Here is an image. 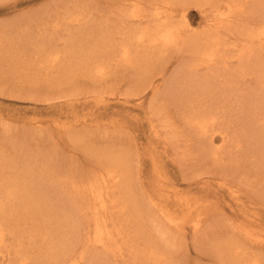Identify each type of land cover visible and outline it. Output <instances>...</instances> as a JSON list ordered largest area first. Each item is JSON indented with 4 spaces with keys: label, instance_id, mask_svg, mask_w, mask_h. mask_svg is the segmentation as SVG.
Here are the masks:
<instances>
[{
    "label": "rangeland",
    "instance_id": "1",
    "mask_svg": "<svg viewBox=\"0 0 264 264\" xmlns=\"http://www.w3.org/2000/svg\"><path fill=\"white\" fill-rule=\"evenodd\" d=\"M209 2L208 15L226 9L225 0ZM184 4L197 33L205 19L193 1ZM132 11L133 0H0V201L10 197L7 206L15 209L0 243L5 263L14 262L17 239L35 235L28 254L43 264L54 263L61 244L72 247L59 254L60 264H153L145 257L150 251L162 254V264H224L214 242L226 238L264 264V137L254 138L244 120L263 117L264 90L252 75L234 71L246 42L243 16L220 34L230 78L216 80L214 98L196 107L176 86L177 72L196 61L187 46L142 51L131 62L114 55L112 44L132 34ZM111 28L124 33L88 54L87 45ZM253 43L251 53L259 54ZM96 64L101 75L93 72ZM195 109L215 112V136L218 129L229 134L218 164L209 154L214 145L188 119L199 114ZM114 160L128 171L124 187L101 180ZM90 188L110 191L108 213L99 216L114 235L103 250L90 240L97 210ZM123 206L133 228L125 225ZM205 219L208 226L193 232ZM40 235L51 239L53 251L38 248Z\"/></svg>",
    "mask_w": 264,
    "mask_h": 264
},
{
    "label": "bare ground",
    "instance_id": "2",
    "mask_svg": "<svg viewBox=\"0 0 264 264\" xmlns=\"http://www.w3.org/2000/svg\"><path fill=\"white\" fill-rule=\"evenodd\" d=\"M184 1L186 0H147L146 4H144L145 6H143L141 0H133V11L128 16L133 17V25L135 26L130 36L124 35L118 43L112 44L111 48L115 50L114 55L119 56L124 61L131 62L136 60L137 55L142 51H147L151 54L154 50L165 49L169 45L172 47L182 46L184 48L187 46V50L196 58V61L191 63V68L188 71L182 74L177 72L176 86L178 89L182 90L183 98L186 99L187 102L194 104L196 107L202 106L199 101L206 103L214 98L215 92L213 89L216 87V80L223 78L227 81L230 78L228 75L231 74L232 71H227L228 62L224 55L227 44L224 43L220 34H224L226 28L232 25L234 21L238 19L237 17L243 16L239 25L242 27L243 32L241 35L245 38L246 42L238 50L237 56L239 65L234 71L240 72L242 76L252 75L255 78L258 89L264 90V53H260V49L264 48V0H245L242 3H236L235 1L229 3L225 0L226 9L221 11L215 10L216 13H213V15H208L209 9L207 7H213V4L209 2L210 0H191L199 7V11L205 19L203 28L197 33L190 32L189 23L187 22V7ZM174 19H177L181 25L175 26L172 23ZM248 19H252L254 24L250 25L249 21L245 24L244 22ZM120 30L121 32H119V29L111 28L105 30L104 34L101 32V35L94 40V43L87 45L88 54H93L95 52V50H92L99 45V41L102 42L104 48H107V45H105L106 43L103 41L110 42L113 33H119L120 36L124 33V30ZM253 42L259 44L255 49V53L259 54L253 55L251 53V45L254 44ZM101 51L103 53L102 49ZM56 53V50L50 52L54 57L53 60L56 59L57 61L58 56ZM61 64H63V62ZM198 67H203L206 72L202 75L196 74ZM103 70L101 64L94 65L93 72L96 75H101ZM158 75H160L158 78H162L164 73H160L159 71ZM159 80L160 79H156L150 84L152 91H155L158 87ZM193 90L195 91V95H193ZM258 100H264V94H259ZM262 109L264 113V107ZM195 111L199 114L194 113L195 116L192 118L188 117V119L193 122L192 125H194L200 133L207 136V145H214L215 152L211 151L209 154L212 153L211 156L214 157V162L218 164V160H223L222 154H225L223 153L224 149L230 140L229 134L225 130L218 129L219 132L217 136H215L213 128L216 122L215 112L209 110L207 113H201L197 109H195ZM258 114L259 111L257 112V115ZM244 120L247 127L254 133V138L257 135H259L260 138L264 137V115L263 117L257 118L250 114L247 115ZM254 125L257 128L256 132ZM230 126L234 127V124ZM234 136L236 139L235 143L239 142L236 136L242 139L241 135L237 132H235ZM238 147L239 146H237V148ZM111 163V169L109 168L106 173L101 175L102 182L104 184L108 182V184L111 183L113 185V183L117 184L121 181L120 186L122 185V187H124V181L128 178V171L125 169V164L118 160L111 161ZM160 183L161 182L158 183L159 186ZM73 186L77 188L74 184ZM161 190L162 189H160V191ZM89 194L96 200L95 206L97 209L95 211L93 209L94 213L91 217L93 226L90 240L99 248L98 250H103L106 242L111 240L114 235V233L107 230L109 228L106 218L99 216L108 213V197H110V191L90 188ZM10 201L12 202L10 197L4 202L0 201V243H2L6 237L5 220L15 211L14 208L10 209V206H7ZM121 209H123L121 215H124L126 220L125 225L133 228L135 224L133 215L127 213V210L125 215V206ZM82 212L86 214L85 211ZM207 220L208 219H205L201 224L198 222L194 223L193 226H191L193 232L197 231L200 226L201 228H203V226L204 228L208 226V223H206ZM50 233L52 235L54 232ZM34 236L35 235L30 236L27 240H34ZM22 238L26 239L25 236H22ZM22 238L16 240L17 247L14 250L15 260L12 264H43L41 261H37L28 254L32 253V251L27 240L23 241ZM50 240V238L40 235L36 241V245L39 244L38 248L40 250L47 249L53 251L54 246L50 245ZM214 244L220 257L223 253L226 259L224 264H261L258 258L248 254L244 248L242 249L240 246H237V242L229 238L215 241ZM23 245L25 247H23ZM71 247L72 244L70 247H65L61 244L59 248L57 247L55 257L50 260V262L52 263V261H54L52 264H60L58 260L59 254H67ZM132 248L133 240L132 244H130V249ZM117 253V247L112 248L111 254L114 256ZM7 256V252L0 253V264H6L5 260H7ZM145 257L151 260L153 264L163 263L161 261L162 254L160 253L157 254L150 251L145 253ZM76 261L78 260H71L69 264H77Z\"/></svg>",
    "mask_w": 264,
    "mask_h": 264
}]
</instances>
